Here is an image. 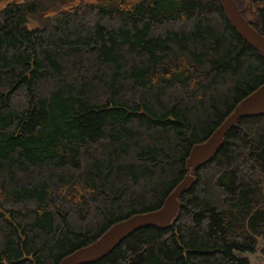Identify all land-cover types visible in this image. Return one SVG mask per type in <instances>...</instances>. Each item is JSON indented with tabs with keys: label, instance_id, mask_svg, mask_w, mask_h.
Returning <instances> with one entry per match:
<instances>
[{
	"label": "trees",
	"instance_id": "16d2710c",
	"mask_svg": "<svg viewBox=\"0 0 264 264\" xmlns=\"http://www.w3.org/2000/svg\"><path fill=\"white\" fill-rule=\"evenodd\" d=\"M235 1L264 35V0ZM262 84L264 53L221 0H0V264H58L161 207ZM194 175L168 227L90 264H250L236 252L264 237V115Z\"/></svg>",
	"mask_w": 264,
	"mask_h": 264
},
{
	"label": "water",
	"instance_id": "95a60500",
	"mask_svg": "<svg viewBox=\"0 0 264 264\" xmlns=\"http://www.w3.org/2000/svg\"><path fill=\"white\" fill-rule=\"evenodd\" d=\"M222 5L239 33L255 48L264 53V35L255 29L242 14L235 0H221ZM264 115V84L243 98L233 112L205 141L195 144L187 158L184 179L167 197L164 204L154 210L137 213L110 226L97 240L64 256L58 264H90L107 256L123 240L138 229L152 226L168 227L180 210L179 197L188 192L194 181L195 171L209 163L223 146L226 134L241 118Z\"/></svg>",
	"mask_w": 264,
	"mask_h": 264
},
{
	"label": "rangeland",
	"instance_id": "374dc122",
	"mask_svg": "<svg viewBox=\"0 0 264 264\" xmlns=\"http://www.w3.org/2000/svg\"><path fill=\"white\" fill-rule=\"evenodd\" d=\"M264 245V237L261 238L259 246L252 253L250 252H236L238 257L247 258L250 264H264V256L261 254V247Z\"/></svg>",
	"mask_w": 264,
	"mask_h": 264
}]
</instances>
